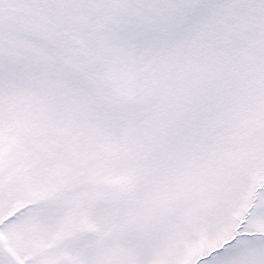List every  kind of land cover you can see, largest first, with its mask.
<instances>
[{
	"label": "snow or ice",
	"instance_id": "snow-or-ice-1",
	"mask_svg": "<svg viewBox=\"0 0 264 264\" xmlns=\"http://www.w3.org/2000/svg\"><path fill=\"white\" fill-rule=\"evenodd\" d=\"M0 264H264V0H0Z\"/></svg>",
	"mask_w": 264,
	"mask_h": 264
}]
</instances>
